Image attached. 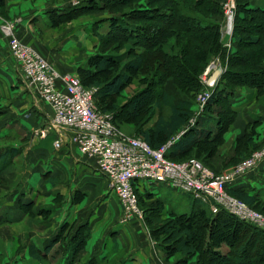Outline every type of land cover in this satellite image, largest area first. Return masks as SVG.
I'll list each match as a JSON object with an SVG mask.
<instances>
[{
    "label": "trees",
    "instance_id": "obj_1",
    "mask_svg": "<svg viewBox=\"0 0 264 264\" xmlns=\"http://www.w3.org/2000/svg\"><path fill=\"white\" fill-rule=\"evenodd\" d=\"M223 1L85 0L65 11L49 10L47 17L49 27L57 28L83 15H112L106 21L107 33L97 34L103 49L89 59L87 70L77 69V77L84 87L98 89L95 104L100 111L112 114L117 127L118 122L133 124L137 138L152 149L160 148L187 125L196 97L203 90V71L214 61L225 68L204 108V120L203 115L198 116L195 126L165 155L171 161L183 162L194 149L208 150L210 157L222 144L223 134L234 120L228 100L238 88L256 89L258 96L264 93V11L251 8L250 0H235L228 49L221 39ZM127 8L132 10L126 12ZM134 81L141 90L119 106L122 92ZM169 83L174 94L166 92ZM156 114L159 118L154 128L144 130ZM209 122L214 126L208 129L205 125L209 126ZM259 123L260 119L248 124L238 140L235 151L241 154L239 162L262 145L263 142H253ZM18 152L14 148L0 150V175ZM226 190L264 215V202L255 194L249 195L248 189ZM138 201L141 207L139 195ZM19 208L24 210L22 205ZM24 214L27 215L20 210L8 212L1 223L20 222ZM151 220V216H145L152 239L165 259L179 253L181 260L177 264L193 259V264H264V233L223 209L213 214L208 206H192L189 215L163 220L153 228ZM88 237L85 225L69 237L66 245L70 261L83 249ZM29 251L35 252L32 247Z\"/></svg>",
    "mask_w": 264,
    "mask_h": 264
},
{
    "label": "crops",
    "instance_id": "obj_2",
    "mask_svg": "<svg viewBox=\"0 0 264 264\" xmlns=\"http://www.w3.org/2000/svg\"><path fill=\"white\" fill-rule=\"evenodd\" d=\"M84 1L3 0L0 3V141L20 132L17 133L20 143L0 146V150L14 148L19 151L0 175V264H177L181 259L179 253L165 259L143 218L121 222L118 199L108 190L107 180L98 172L94 158L80 154L67 140L60 149H54V134L42 141L33 138L34 132L47 126L52 111L26 86L21 75L15 76L18 70L1 27L17 20L14 31L22 43L37 51L61 74L77 77V69L89 68L97 34L107 33L108 29L100 24L105 17L91 15L50 28L47 12L65 11ZM250 7L264 11V0H250ZM228 40L224 36V43ZM165 89L169 94L175 93L171 83ZM125 92L126 89L118 101L119 106L125 103L122 101ZM228 106L234 113V120L223 134L222 144L210 157L208 150H193L205 167L218 173L239 162L241 154L235 149L248 124L260 119L253 142L258 144L264 139V93L258 96L256 89L238 88L228 100ZM158 118V114L154 115L143 129L154 128ZM201 118L204 120L205 115ZM209 124L205 127L214 126L212 122ZM117 125L122 133L138 136L133 124L118 122ZM227 188L248 189L249 195L255 194L264 201V162L255 171L229 183ZM137 193L143 201L158 200L166 211L176 212L173 206L177 205L171 203L176 195L163 184L140 182ZM186 196L191 200L183 198L179 206L187 210L190 204L195 208L208 206ZM57 200L63 205L57 204ZM21 205L24 210L19 208ZM18 210L30 215L24 214L23 220L17 223H1L5 214ZM85 214L86 219L90 217L89 237L83 249L70 261L65 238L70 228L65 231L63 226L74 224L77 217ZM59 220H63L61 224ZM31 247L34 254L29 251Z\"/></svg>",
    "mask_w": 264,
    "mask_h": 264
},
{
    "label": "built area",
    "instance_id": "obj_3",
    "mask_svg": "<svg viewBox=\"0 0 264 264\" xmlns=\"http://www.w3.org/2000/svg\"><path fill=\"white\" fill-rule=\"evenodd\" d=\"M223 10L227 23L223 34L230 38L235 11L233 0H226ZM14 30V23L1 27L16 68L26 86L33 89L39 100L52 111L47 126L36 134L42 140L54 134V149H60L67 140L80 154L95 159L98 172L107 180L109 190L118 199L122 210L121 222L142 218L137 184L147 182L163 184L202 201L213 214L223 209L264 233V215L230 196L226 190L229 183L255 171L264 162V142L248 158L225 172L215 173L195 159L171 161L165 157L166 153L189 127L185 126L158 149H152L140 138L122 133L113 123V115L97 108V88H86L78 77L61 74L37 51L22 43ZM224 71L225 68L216 62L211 63L201 75V82L207 89L196 97L195 122L203 113Z\"/></svg>",
    "mask_w": 264,
    "mask_h": 264
},
{
    "label": "rangeland",
    "instance_id": "obj_4",
    "mask_svg": "<svg viewBox=\"0 0 264 264\" xmlns=\"http://www.w3.org/2000/svg\"><path fill=\"white\" fill-rule=\"evenodd\" d=\"M226 0H224L223 2H222V12H223V17H224V23H223V26H222V35H221V39L223 40L224 39V29H225V27H226V25H227V23H226V17H225V15H224V10H223V4H224V2H225ZM233 2H234V4H235V0H233ZM133 8V7H132ZM235 9H236V6H235ZM126 10V12H128V10H132V9H130V8H127V9H125ZM91 15H98L99 17H101V16H103V17H105V19H103V21H101L100 22V24H104L103 26H104V28H106V29H108V27H109V24H108V22H106L107 20H108V18L109 17H111L112 15H110V14H108L107 12H104V13H99V14H88V15H83V16H81V17H79L78 19H76V20H81L80 18H89V16H91ZM234 16H235V11H234V14H233V19H232V21H231V27H232V30H233V22H234ZM72 22V21H71ZM71 22H69V23H71ZM14 24L16 23L15 22V20H14V22H13ZM69 23H66V24H69ZM63 25H65V24H63ZM61 26V25H60ZM59 27V26H58ZM95 39H96V42L94 43V46H95V52H94V55L95 54H97L99 51H101L102 49H103V47L99 44V39H98V37L96 36L95 37ZM231 37L229 38V40H228V42H226V43H224V46L226 47V48H228V49H230L231 48ZM92 45H93V43H91ZM105 50V49H104ZM215 63H216V61H214ZM17 69V68H16ZM18 70V69H17ZM206 70V69H205ZM204 70V71H205ZM203 71V72H204ZM203 74V73H202ZM15 76L17 77V78H19V76H20V72H19V70L18 71H15ZM0 81L2 82V80L0 79ZM0 82V83H1ZM2 84V83H1ZM203 87V90H201V92L202 91H204V90H206L207 89V87H205L204 85L202 86ZM2 90V89H1ZM140 91L141 89H140V86L138 85V82L137 81H134L133 83H132V85L130 86V87H128V88H126V92H125V95H123L122 97V101H126L127 99H129V98H131L137 91ZM2 97V96H1ZM1 97H0V102H1ZM0 105H1V103H0ZM197 101H196V108H197ZM195 107L193 108V115H192V117L189 119V121H188V123H187V127H189V128H193L194 126H195ZM198 109H199V107H198ZM197 110V109H196ZM194 120V122H191V121H193ZM186 127V128H187ZM18 134L20 133V132H17ZM17 133H15V134H13V136H11L9 139L7 138V139H3L2 141H0V146H5V145H14V144H18V143H20L19 141L20 140H18V137H17ZM22 134V133H21ZM23 135V134H22ZM33 138L35 139V140H39V141H42V139H39V137H38V135L36 134V132H34L33 133ZM43 140H45V139H43ZM262 142H264V139H263V141ZM260 143H258V145H259ZM263 144V143H262ZM219 147V146H218ZM252 153H250V154H248L247 155V157L246 158H248L250 155H251ZM246 158H244V159H246ZM189 159H195V160H197V161H199V162H201V158L200 157H198V156H195V153H192L189 157H188V159L186 158V160H189ZM243 159V160H244ZM242 160V161H243ZM241 162V161H240ZM239 162V163H240ZM238 164V163H237ZM236 165V164H235ZM208 169H210L208 166H206ZM233 167V166H232ZM231 168V167H230ZM229 168V169H230ZM211 170V169H210ZM213 171V170H212ZM225 171H227V169L226 170H224V171H222V172H225ZM2 180H1V178H0V184H2V182H1ZM108 190H109V188H108ZM110 191V190H109ZM173 194L174 195H176V196H173L172 198L173 199H171V203L173 204V205H177V206H173V208L175 209V211L176 212H173V211H166L167 209L162 205V204H160L159 202H158V200H157V202L156 201H153V202H150V203H148L147 201H143L142 199H141V210L143 211V216H142V218L145 220V216H151V228H153V226L155 227V226H157V225H160V224H162V221L163 220H167V219H171V218H173V217H175V216H177V215H180V214H186V215H189L190 213H192V206L193 205H191L190 204V208H189V210H187L185 207H182V206H179V205H181V204H183V202H181V200H184L183 198H186V199H188V200H191L190 198H188L186 195H181L180 193H178V192H176V191H174L173 190ZM110 193H111V191H110ZM178 193V194H177ZM180 194V195H179ZM152 197V196H151ZM149 199H151V198H149ZM43 201V200H42ZM262 202H264L263 200H262ZM56 203L57 204H60V203H62L61 201H59V200H57L56 201ZM77 203H79V200L77 201ZM74 204V203H73ZM194 204V203H193ZM261 204H264V203H261ZM62 205H63V203H62ZM62 205H60V206H62ZM147 209H149L150 211H149V213L147 214L146 213V210ZM257 210H262L261 208H257ZM81 212H83V211H80V213ZM260 213V212H259ZM262 214V213H261ZM27 215H30V214H27ZM87 214H85V215H82V216H80V217H77V219H76V222L73 224V222H72V224H70V225H68V224H65V227H64V230L66 231L67 230V228L69 229L68 231H67V235H66V240H68L69 239V237L76 231V229H77V227H78V225H81V224H83V225H85L86 226V228L88 229V232L90 231L89 230V221H90V217L88 218V219H86V216ZM30 217V216H29ZM48 217V216H47ZM47 217L44 219V220H46L47 219ZM62 221L63 220H59V224H61L62 223ZM75 221V220H74ZM95 221V220H94ZM146 223V222H145ZM147 226V225H146ZM149 230V229H148ZM149 234H150V231H149ZM59 237H61V236H58L57 238H59ZM5 242V241H4ZM226 249L225 248H223V251H225ZM179 256H180V254H179ZM181 260V259H180ZM180 260H178V261H180ZM189 262H191V260L189 261ZM188 262V263H189ZM193 262H194V260L192 261V264H193ZM187 263V264H188ZM10 264H16V262H10Z\"/></svg>",
    "mask_w": 264,
    "mask_h": 264
},
{
    "label": "water",
    "instance_id": "obj_5",
    "mask_svg": "<svg viewBox=\"0 0 264 264\" xmlns=\"http://www.w3.org/2000/svg\"><path fill=\"white\" fill-rule=\"evenodd\" d=\"M221 72V70L220 69H218V73H220Z\"/></svg>",
    "mask_w": 264,
    "mask_h": 264
},
{
    "label": "bare ground",
    "instance_id": "obj_6",
    "mask_svg": "<svg viewBox=\"0 0 264 264\" xmlns=\"http://www.w3.org/2000/svg\"><path fill=\"white\" fill-rule=\"evenodd\" d=\"M225 38H227L226 34H225Z\"/></svg>",
    "mask_w": 264,
    "mask_h": 264
}]
</instances>
